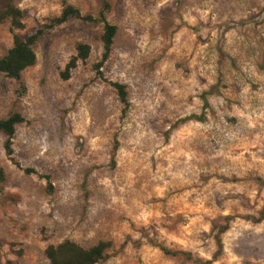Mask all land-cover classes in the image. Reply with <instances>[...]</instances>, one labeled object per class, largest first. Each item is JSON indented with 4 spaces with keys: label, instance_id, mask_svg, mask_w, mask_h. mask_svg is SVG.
<instances>
[{
    "label": "rangeland",
    "instance_id": "obj_1",
    "mask_svg": "<svg viewBox=\"0 0 264 264\" xmlns=\"http://www.w3.org/2000/svg\"><path fill=\"white\" fill-rule=\"evenodd\" d=\"M10 1L0 56L45 29L20 82L0 73V119L24 118L11 156L0 132V264L65 240L111 242L98 264H264V0ZM67 6L92 19L54 25Z\"/></svg>",
    "mask_w": 264,
    "mask_h": 264
},
{
    "label": "trees",
    "instance_id": "obj_2",
    "mask_svg": "<svg viewBox=\"0 0 264 264\" xmlns=\"http://www.w3.org/2000/svg\"><path fill=\"white\" fill-rule=\"evenodd\" d=\"M101 21L104 22V32L102 42L104 45L105 61L112 49L114 38L117 33V27L108 23L103 13L100 15ZM71 18H81L83 20H91V17H82L80 11L72 6H67L62 14L53 20L54 25L65 23ZM24 12L16 7L10 0H0V23L10 22L11 30H21L24 28ZM45 26L29 32L25 36L18 34L13 35V46L8 52L0 56V73H3L10 79L16 81L22 80L23 72L36 64L37 55L34 46L37 40L44 34ZM78 54L73 57L67 64L63 77L68 79L71 71L76 68L79 60H86L90 54V46L87 44H79L77 46ZM100 67V64L97 66ZM116 90L123 104L128 105L126 87L120 83H110ZM24 122V118L19 113H13L6 119H0V132L7 136L5 149L9 156L13 154L12 139L16 132V127ZM27 173L33 170H25ZM3 170L0 167V179H3ZM225 230V229H224ZM219 249H222V244L217 238ZM112 247L111 242L101 241L96 245L85 248L79 244L65 240L58 245H50L45 251V255L49 264H98L107 257V251ZM165 253L177 255L183 252H171L162 248ZM219 250V251H220Z\"/></svg>",
    "mask_w": 264,
    "mask_h": 264
}]
</instances>
